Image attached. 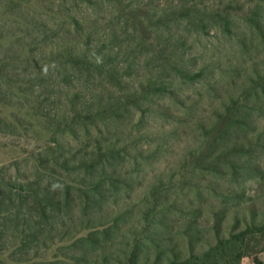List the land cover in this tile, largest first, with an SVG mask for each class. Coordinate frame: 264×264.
Masks as SVG:
<instances>
[{
	"label": "rangeland",
	"instance_id": "obj_1",
	"mask_svg": "<svg viewBox=\"0 0 264 264\" xmlns=\"http://www.w3.org/2000/svg\"><path fill=\"white\" fill-rule=\"evenodd\" d=\"M64 47L83 48L90 66L58 73L44 62ZM34 102L47 116L73 104L79 119L50 127ZM95 141L121 148L111 162L126 183L107 185L128 203L114 243L140 254L160 202L170 204L157 234L163 252L172 243L186 251V231L193 246L213 239L208 202L225 198L196 188L199 179L241 180L230 188L263 208L264 170L232 175L225 161L264 162V0H0V179H32L33 155L73 163ZM73 166L69 174L83 176ZM257 257L264 264V252Z\"/></svg>",
	"mask_w": 264,
	"mask_h": 264
},
{
	"label": "trees",
	"instance_id": "obj_2",
	"mask_svg": "<svg viewBox=\"0 0 264 264\" xmlns=\"http://www.w3.org/2000/svg\"><path fill=\"white\" fill-rule=\"evenodd\" d=\"M78 49L73 52L69 47H64L44 62L54 65L58 73L66 63L74 67L84 61L88 68L90 62L87 53L83 52V48ZM93 60L98 58L94 56ZM23 91L26 92L25 89ZM33 105L35 114L50 127L59 128L68 117L75 123L80 116L73 104L70 114L63 112L61 116H57V112L47 116L37 103ZM92 112L87 110L86 113L89 116L92 114L91 117L100 114L98 110L96 114ZM97 130L102 135L103 130ZM70 131L75 136V130L70 128ZM45 148L51 150L50 145ZM120 151L121 148L116 150L112 143L95 141L84 156H79L77 160L73 156V163L62 154L55 155L53 151L54 163L50 166L43 163L39 156L33 155L35 175L32 179L15 182L1 178L0 264H241L244 257L252 258L254 264H262L257 256L264 252V207L251 202L244 192L238 194L234 188H230L233 186L231 181L237 183L236 187L241 185L242 181L235 178L225 184L215 180L213 183L212 178L193 182L199 190L211 191L225 198L220 199L219 203L216 200L208 202L212 206L210 212L214 234L211 241L205 242L206 245L199 239L193 246V235L186 231V251L174 243L167 246L166 253L160 249L157 234L170 209L168 202H160L149 213L151 218L144 234L148 243L144 254H140L136 246L129 248L122 245V238L114 243L115 230L127 215L128 204L107 189V185L112 186L114 181L117 184L118 181L126 183V177L111 162ZM225 162L235 170L232 175L242 168L256 172L261 168L264 170V162L257 160L248 161L243 166L235 160ZM72 164H76L74 169H83V176L73 177L69 174ZM95 171L98 175L91 177L90 173ZM220 187L228 191L221 193L217 190ZM256 188L264 194V177L258 178ZM243 195L245 199H242ZM110 197L112 208L104 209V202ZM236 198L239 204L232 203ZM229 209L231 222L226 219ZM194 222L197 223L196 220ZM224 222L226 227H223Z\"/></svg>",
	"mask_w": 264,
	"mask_h": 264
}]
</instances>
